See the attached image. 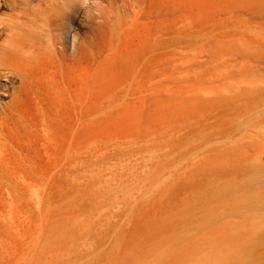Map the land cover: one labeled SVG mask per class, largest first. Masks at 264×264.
Segmentation results:
<instances>
[{
    "label": "rangeland",
    "instance_id": "1",
    "mask_svg": "<svg viewBox=\"0 0 264 264\" xmlns=\"http://www.w3.org/2000/svg\"><path fill=\"white\" fill-rule=\"evenodd\" d=\"M233 1L153 0L138 17V5L116 17L117 41L130 24L147 25L146 59L160 68L140 72L139 95L150 104L132 120L115 119L129 97L110 72L49 84L0 77V106L14 100L42 124L0 152L1 264H264V154L256 160L260 141L244 138L264 134L255 58L264 33L239 41L244 17ZM99 2L79 4L80 33ZM77 39L65 33L67 53ZM232 127L237 144L218 137Z\"/></svg>",
    "mask_w": 264,
    "mask_h": 264
},
{
    "label": "bare ground",
    "instance_id": "2",
    "mask_svg": "<svg viewBox=\"0 0 264 264\" xmlns=\"http://www.w3.org/2000/svg\"><path fill=\"white\" fill-rule=\"evenodd\" d=\"M85 1L88 2L93 0H0V77L7 78L8 81L16 77L22 78L20 82L22 85L24 83V78L36 79V76H38L41 83L49 84V78H53L56 75L59 77V75L64 76L65 74L83 71L89 77L92 72L99 73L102 76L110 72L113 75L112 77H114V75L116 77L113 84L115 89H118L120 93L129 97L128 101L126 98V110L116 114L115 119L132 120V118L137 116L136 113L138 112L137 109L139 106L142 103L149 102L139 95L138 77L140 72L145 71L146 73L147 71L150 74H154L160 68L155 63L154 59H146V55L154 51L153 46L150 44L152 37L144 32L147 25L143 28L139 23L130 24V28L125 29L122 33V37H120L118 41L113 38L111 30H113L112 26L114 20L117 19L116 17L119 18L128 15L132 5L143 7L146 2L151 5L153 0H99L100 9L91 12L87 30L80 33V18L77 17V13L79 4ZM194 1L198 2V0ZM181 2L183 3V1ZM181 2L178 1L177 3L179 4ZM233 2L238 4V11L241 13L240 16L244 17L242 20H239V41L241 42L244 34L247 33L248 35V33H254L255 30H262L264 33V0H234ZM156 3H159L158 0H156ZM156 7H158V5ZM156 7L153 8L156 9ZM140 10L141 7L137 11H133L134 16H140V13L142 12H140ZM155 11L156 10L151 11L152 14ZM167 11H165V13H167ZM165 13L160 14L163 16ZM143 15L144 14H142V16ZM147 15L149 16L148 13ZM156 16L158 17L160 15L158 14L154 17ZM151 17L154 18L153 16ZM137 19L138 18H136V20ZM153 22L154 24L156 23L155 21ZM70 30H72L73 35L78 37L77 40L79 41L78 47L73 54L67 53L64 43V35L65 33L70 32ZM161 33H163V31ZM259 48V55H256L255 57L257 62L256 67L264 70V34L262 35L261 40H259ZM169 52L168 55H170ZM238 52L239 51H237V53ZM240 54L244 53L241 51ZM239 59H241V57ZM166 62L169 61L167 60L165 63ZM161 64L160 66H163L164 63ZM167 64L168 63H166V65ZM151 78H153V76ZM87 84H91L90 88L92 89V85L95 84V82L93 81L92 83V81L88 79ZM0 91L2 90L0 89ZM122 99H125V97ZM59 100H61V98ZM153 100H155L154 97ZM148 104H150V102ZM128 106L132 108L131 111H128ZM88 117L90 118V114ZM260 122L258 127H260ZM40 125L42 124L27 121L21 115L20 109L14 100L10 105L3 107L0 106V152L3 153V150L11 144H18L19 142L23 143L30 130H36ZM230 129H232L231 132H227L228 128L221 131V133H219L220 136L218 137L222 138L224 141L228 138H235L236 144L239 143L237 138L241 131L238 130L237 127H232ZM258 130L260 131V129ZM244 138L260 141V144L258 143L257 146V154H255V159L259 160L260 155L264 154V134H259L253 131ZM208 144L211 145L212 143ZM221 167L223 166L221 165ZM46 181H48V179ZM219 198L220 197H218V199ZM222 200L223 199L220 200V204H223L221 203ZM195 210L198 209L193 208V211ZM5 223L6 222H4V224ZM246 255L244 257H246ZM260 255L261 258L264 257L263 254Z\"/></svg>",
    "mask_w": 264,
    "mask_h": 264
}]
</instances>
